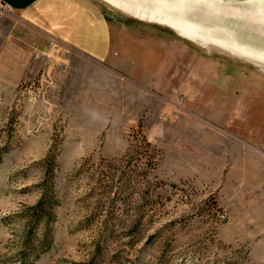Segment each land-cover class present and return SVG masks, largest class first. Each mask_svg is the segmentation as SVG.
I'll return each instance as SVG.
<instances>
[{
  "label": "rangeland",
  "instance_id": "rangeland-1",
  "mask_svg": "<svg viewBox=\"0 0 264 264\" xmlns=\"http://www.w3.org/2000/svg\"><path fill=\"white\" fill-rule=\"evenodd\" d=\"M257 1L197 12L262 47L264 29L238 17ZM92 2L121 29L124 74L0 8V264H264V192L228 208L221 187L204 183L213 171L192 169L189 134L207 113L246 114L250 99L263 113L264 67ZM45 186L54 205L41 250L46 227L27 238L28 210Z\"/></svg>",
  "mask_w": 264,
  "mask_h": 264
},
{
  "label": "crops",
  "instance_id": "crops-1",
  "mask_svg": "<svg viewBox=\"0 0 264 264\" xmlns=\"http://www.w3.org/2000/svg\"><path fill=\"white\" fill-rule=\"evenodd\" d=\"M0 2L9 6L25 28L53 42V46L58 44L74 50L93 63L104 64L124 74V64L116 58L123 55L121 29L111 24L92 0ZM248 103L251 107L246 114L235 112L228 118L222 114V109L217 115L205 114L189 133L191 164L195 166L192 169L213 171L204 183L210 187L220 186V192L229 200L226 206L235 207V210L241 205L252 206L250 202L254 204L255 198L251 194L264 192V112L258 111L257 99H250ZM241 120L248 121L251 127L240 129L237 122ZM257 206L264 209V195L257 196ZM235 215L244 214L234 212Z\"/></svg>",
  "mask_w": 264,
  "mask_h": 264
},
{
  "label": "bare ground",
  "instance_id": "bare-ground-1",
  "mask_svg": "<svg viewBox=\"0 0 264 264\" xmlns=\"http://www.w3.org/2000/svg\"><path fill=\"white\" fill-rule=\"evenodd\" d=\"M104 1L113 4L114 6L122 9L124 12L125 11L128 12L134 17L147 19L154 23L156 22L165 25L169 29L180 33L184 37L186 36L193 42L217 45L231 55H234L243 60L246 59L254 64H257L259 66L261 65L264 67V46L261 47L260 44L258 46L244 40L243 42L240 41L232 33V30L229 32L226 31L227 26H225L224 23L221 20H219V18L215 17L214 18L215 21H214L212 19L214 15H211L210 12L207 15L210 17L204 16L200 12H197L200 11L197 9L201 8L199 7V5L202 7L204 6V8L205 7L209 8L210 5H214L215 9L214 10L211 9L214 12L215 11L220 12L221 9L224 10V8H222L219 5L220 0H200L199 3H196L197 1H193V0L191 1L190 0H143L139 2L138 0H104ZM257 2H259L260 4H258V6L256 7L247 8V9L238 8L240 10V15H238V17L242 19L244 18V16H248L249 18L251 17L254 25H256V28L259 31V29L261 28L264 29V23L262 22L260 17L257 16L258 15L257 13L262 11V9L264 8V3L260 2V0H258ZM220 16L221 14H219L218 17ZM205 22L212 23V27L215 26V24L213 25V23L218 22L217 24H219L218 26L219 28L217 29L216 27L215 30L210 28L211 26L207 27L204 25ZM242 22H244V20ZM245 23L246 21L244 22V24ZM224 26L226 27V30ZM221 27L224 30H222ZM252 29L255 30V28ZM249 38L251 39V37Z\"/></svg>",
  "mask_w": 264,
  "mask_h": 264
},
{
  "label": "trees",
  "instance_id": "trees-1",
  "mask_svg": "<svg viewBox=\"0 0 264 264\" xmlns=\"http://www.w3.org/2000/svg\"><path fill=\"white\" fill-rule=\"evenodd\" d=\"M45 191L41 195V200L33 207H31L28 210V213H30V222L32 224L31 228L28 231L27 238L31 236V233L33 232L34 225L37 223L44 222V225L46 227V231L43 236L42 244L40 245V249L43 250L48 247L46 239L49 236V227L48 224L53 219V214L51 212L52 206L54 205L52 192L49 188L46 186L44 187Z\"/></svg>",
  "mask_w": 264,
  "mask_h": 264
},
{
  "label": "built area",
  "instance_id": "built-area-1",
  "mask_svg": "<svg viewBox=\"0 0 264 264\" xmlns=\"http://www.w3.org/2000/svg\"><path fill=\"white\" fill-rule=\"evenodd\" d=\"M0 8L3 9V10H9V6L3 4L0 2ZM222 219H225L223 216H222Z\"/></svg>",
  "mask_w": 264,
  "mask_h": 264
}]
</instances>
